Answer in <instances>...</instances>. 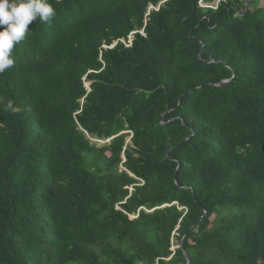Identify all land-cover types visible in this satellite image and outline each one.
<instances>
[{"label": "trees", "instance_id": "16d2710c", "mask_svg": "<svg viewBox=\"0 0 264 264\" xmlns=\"http://www.w3.org/2000/svg\"><path fill=\"white\" fill-rule=\"evenodd\" d=\"M48 2L0 74V264H264V4Z\"/></svg>", "mask_w": 264, "mask_h": 264}, {"label": "clouds", "instance_id": "9594fccd", "mask_svg": "<svg viewBox=\"0 0 264 264\" xmlns=\"http://www.w3.org/2000/svg\"><path fill=\"white\" fill-rule=\"evenodd\" d=\"M55 15V10L48 0H0V29H2L0 30V74L14 66L13 49L30 32L28 26L34 20L51 23ZM129 40L130 46L131 36L128 37L127 42L123 43L128 44ZM115 45L116 42L104 48H112ZM0 104H3L5 111H10L12 114L21 111L20 108L14 106L12 100L4 103L0 98Z\"/></svg>", "mask_w": 264, "mask_h": 264}, {"label": "rangeland", "instance_id": "374dc122", "mask_svg": "<svg viewBox=\"0 0 264 264\" xmlns=\"http://www.w3.org/2000/svg\"><path fill=\"white\" fill-rule=\"evenodd\" d=\"M260 4L263 5L264 4V0H260ZM202 6H205L204 3L201 4ZM102 142H99L98 144L100 145Z\"/></svg>", "mask_w": 264, "mask_h": 264}, {"label": "built area", "instance_id": "2783aa9c", "mask_svg": "<svg viewBox=\"0 0 264 264\" xmlns=\"http://www.w3.org/2000/svg\"><path fill=\"white\" fill-rule=\"evenodd\" d=\"M121 42H124L123 40H121ZM126 44V43H125ZM129 44H130V40H129V43L128 44H126V46H129Z\"/></svg>", "mask_w": 264, "mask_h": 264}, {"label": "water", "instance_id": "95a60500", "mask_svg": "<svg viewBox=\"0 0 264 264\" xmlns=\"http://www.w3.org/2000/svg\"><path fill=\"white\" fill-rule=\"evenodd\" d=\"M247 5H248V3H247ZM181 245H179V247H180Z\"/></svg>", "mask_w": 264, "mask_h": 264}]
</instances>
